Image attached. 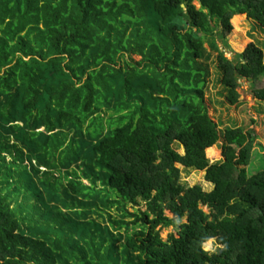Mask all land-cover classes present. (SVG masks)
Wrapping results in <instances>:
<instances>
[{"label": "trees", "instance_id": "16d2710c", "mask_svg": "<svg viewBox=\"0 0 264 264\" xmlns=\"http://www.w3.org/2000/svg\"><path fill=\"white\" fill-rule=\"evenodd\" d=\"M242 19L264 0H0V264H264V169L242 128L214 149L201 61L237 103L264 75L258 44L227 55Z\"/></svg>", "mask_w": 264, "mask_h": 264}, {"label": "rangeland", "instance_id": "374dc122", "mask_svg": "<svg viewBox=\"0 0 264 264\" xmlns=\"http://www.w3.org/2000/svg\"><path fill=\"white\" fill-rule=\"evenodd\" d=\"M194 4L199 6L198 1H194ZM235 24V28L229 36V42L232 46L231 49L227 50L229 57L233 54L232 50L243 49L248 43L252 42L258 44L264 50V29L258 23L242 19ZM217 44L219 48L224 49L221 42ZM205 47L201 61L208 66L209 74L204 94L209 106V114L217 124L219 133H221V140L214 146V149H219L224 144L223 134L226 129L242 128L250 133L255 143L251 169H264V100L256 97L254 93V89L264 87V75L258 80L240 78L238 91L241 96H239V101L233 104L228 99V88L221 82L222 69L218 66L217 53L208 43H205ZM107 117L106 115L105 118ZM173 148L179 154L184 153L182 146L176 142L173 144ZM179 168L181 184L187 187L199 185L204 191H211L213 186L205 181L204 171ZM128 208L130 211L134 210L130 205ZM137 208L145 210L146 205L142 202L141 206ZM203 209L208 212L206 208ZM110 213L112 216H117L115 210H111ZM169 217H171L170 214ZM182 220L185 221V218ZM176 232L177 228L174 226L164 227L160 230V234L164 239H167L169 234H176ZM203 246L205 250L211 252L216 251L219 247L214 238L206 241Z\"/></svg>", "mask_w": 264, "mask_h": 264}, {"label": "water", "instance_id": "95a60500", "mask_svg": "<svg viewBox=\"0 0 264 264\" xmlns=\"http://www.w3.org/2000/svg\"><path fill=\"white\" fill-rule=\"evenodd\" d=\"M182 6H184V5L182 4Z\"/></svg>", "mask_w": 264, "mask_h": 264}]
</instances>
